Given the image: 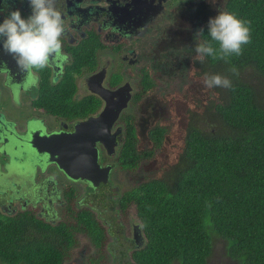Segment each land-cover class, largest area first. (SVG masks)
Here are the masks:
<instances>
[{"label": "trees", "instance_id": "trees-1", "mask_svg": "<svg viewBox=\"0 0 264 264\" xmlns=\"http://www.w3.org/2000/svg\"><path fill=\"white\" fill-rule=\"evenodd\" d=\"M218 4L249 22L251 42L242 46V55L227 61L205 56L201 63L196 52L185 53L192 55L189 69H195L191 84L204 81L207 73L228 78L232 86L205 87L214 97L199 112L185 111L183 144L168 173L145 180L123 195L122 207L135 205L134 216L146 238L143 247L131 251L132 262L127 264H211L213 235L227 242L233 264H264V81L252 83L239 77V72L250 68L259 80L264 79V0H218ZM202 29L200 43L208 42L218 51L208 26ZM122 78L116 73L112 84ZM159 85L154 69H143L132 101H144ZM179 95H172L174 102L183 101ZM87 105L92 102L71 97L57 101L54 108L62 111L68 106L82 115ZM122 121L126 133L118 159L121 168L134 170L156 155L170 130L157 120L148 132L151 148L140 149L136 117L125 113ZM32 219L23 214L0 224V264H65L68 250L77 244L76 235L86 234L97 246L105 245L108 236L90 208L69 207L54 225L39 219L35 225L39 232L28 235ZM104 256L90 257L91 264H100Z\"/></svg>", "mask_w": 264, "mask_h": 264}, {"label": "flooded vegetation", "instance_id": "flooded-vegetation-1", "mask_svg": "<svg viewBox=\"0 0 264 264\" xmlns=\"http://www.w3.org/2000/svg\"><path fill=\"white\" fill-rule=\"evenodd\" d=\"M56 7L62 13L66 33L61 37L60 56L48 67L33 70L39 76L38 86H30L27 71L4 50L0 38V224L28 214L33 221L27 234L35 235L39 219L54 225L62 220L63 209L90 208L105 226L106 239L119 244L126 256L125 263H120V254L114 250L112 260L127 264L132 262L131 251L138 249L134 226L139 223L143 227L133 217L135 205L129 203L124 208L121 199L150 178L121 192L112 175L121 166L118 155L126 133L122 115L131 114L136 103L131 101L113 127V131L118 125L123 128L115 151L109 153L103 142L96 143L99 162L113 165L107 182L94 185L69 177L40 147H47L45 136L73 134L79 122L103 109V98L89 90V78L94 74L105 70L104 85L115 89L129 77L134 80L135 72L128 74V70L154 69L153 58L196 52L199 30L208 26L217 10L224 11L218 0H124L123 4L121 0H56ZM17 9L25 19L32 12L29 0H0V23ZM116 73L122 74V81L112 84ZM71 97L92 102L85 107L86 114L79 115L68 106L62 111L54 108L57 101L66 102ZM122 209L129 210L125 213Z\"/></svg>", "mask_w": 264, "mask_h": 264}, {"label": "rangeland", "instance_id": "rangeland-1", "mask_svg": "<svg viewBox=\"0 0 264 264\" xmlns=\"http://www.w3.org/2000/svg\"><path fill=\"white\" fill-rule=\"evenodd\" d=\"M219 13V10H217L214 16L216 17ZM191 58L192 55L188 56L182 53L171 54L167 59L165 57L151 59V61L156 63L154 71L159 77L160 87L144 101L132 105L131 108L128 107L131 110L130 113L135 114L136 117L139 133V148H151L152 141L149 138L148 132L149 128L157 120H160L158 121L159 123L167 125L170 131L167 133V139L164 145L157 150L156 155L152 158L142 161L134 170H126L118 167L113 171V182L120 187L121 192L130 189L142 180L162 177L166 172L168 173L170 166L178 157L183 144L185 125L187 122L185 111L191 108L193 112L195 109H198L197 112H199L210 97H214L212 92L209 93L208 90L205 92L206 86L202 79L197 80V82L193 81L191 84L190 77L194 76L195 73L194 67L190 68V70L189 67L191 64L188 66V60H191ZM129 71L135 72L134 80L132 77L129 78L132 80L135 88L134 92L136 93L140 89L142 72L139 68L128 70V74H130ZM239 77L252 83L264 81L263 78L259 80L260 76L250 68L239 72ZM177 93H181V95L177 96L180 100L186 101L185 106L183 105V101L177 103L172 99V95H176ZM65 212L66 210L63 209L60 215L64 216ZM136 219H132V222H136ZM205 219H208L207 216H205ZM213 238L214 253L211 256V264H233V261L229 258L226 251L227 242L219 236L215 237L213 235ZM76 240V246L74 248L71 247L66 254L65 264H91L90 257L99 256L101 253H104L105 256L100 261V264H114L115 260H112L111 257V253L114 250L120 254L117 257L120 263H125L124 259L126 256L121 246L116 243H111L110 239H106L105 245L97 246L89 236L80 233L76 235ZM120 263L118 261V264ZM174 264L179 263L175 262Z\"/></svg>", "mask_w": 264, "mask_h": 264}, {"label": "clouds", "instance_id": "clouds-1", "mask_svg": "<svg viewBox=\"0 0 264 264\" xmlns=\"http://www.w3.org/2000/svg\"><path fill=\"white\" fill-rule=\"evenodd\" d=\"M124 0H121L123 4ZM31 15L26 19L20 10L10 14L0 23V38L3 48L16 59L18 66L27 71L30 86H38L39 76L33 70H42L49 66L53 58L60 56L61 37L66 29L62 13L56 7V0H29ZM249 22L238 19L233 13L224 11L208 21L209 35L219 44L218 51L210 43H198L196 60L204 62L205 56L227 61L228 57L242 55V46L251 42ZM203 33L199 30L197 39ZM62 59L67 60L66 56ZM236 71L235 68L232 69ZM207 88H231V81L220 75L204 76Z\"/></svg>", "mask_w": 264, "mask_h": 264}, {"label": "water", "instance_id": "water-1", "mask_svg": "<svg viewBox=\"0 0 264 264\" xmlns=\"http://www.w3.org/2000/svg\"><path fill=\"white\" fill-rule=\"evenodd\" d=\"M105 79V70L89 78L90 92L100 95L105 101L99 114L79 122L73 134L53 133L45 136L47 147H40L42 152L50 154L51 160L69 177L88 180L94 185L107 182L113 169L112 164L102 165L99 162L96 143L103 142L109 153L115 151L118 145L117 136L123 132V128L118 125L113 131V127L123 111L129 107L135 94L131 78L115 89L105 86ZM134 228L137 235L134 240L139 242L137 247L141 248L145 245L146 238L139 223Z\"/></svg>", "mask_w": 264, "mask_h": 264}]
</instances>
